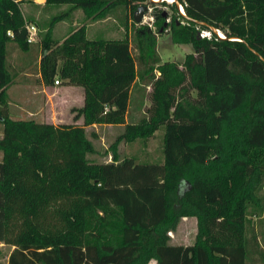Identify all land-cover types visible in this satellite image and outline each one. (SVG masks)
Returning a JSON list of instances; mask_svg holds the SVG:
<instances>
[{
	"label": "trees",
	"instance_id": "1",
	"mask_svg": "<svg viewBox=\"0 0 264 264\" xmlns=\"http://www.w3.org/2000/svg\"><path fill=\"white\" fill-rule=\"evenodd\" d=\"M26 1L0 0L6 264H264V0H161L172 12L153 10L150 26L132 19L150 0H43L45 9L68 6L43 27L22 12ZM76 9L84 21L54 39L55 23ZM115 12L123 36L86 37L87 23ZM165 32L190 44L181 63L160 60L156 36ZM9 48L32 50V62L17 51L21 65L11 66ZM35 60L43 85L82 89L71 108L80 124L9 116L7 88ZM134 83L149 87V104L127 121ZM94 124L121 128L102 153L85 131ZM158 127L160 161L119 155V142H144ZM183 217L195 218L192 243L171 244Z\"/></svg>",
	"mask_w": 264,
	"mask_h": 264
},
{
	"label": "rangeland",
	"instance_id": "2",
	"mask_svg": "<svg viewBox=\"0 0 264 264\" xmlns=\"http://www.w3.org/2000/svg\"><path fill=\"white\" fill-rule=\"evenodd\" d=\"M34 3H37V0H32ZM43 0H39L38 4L35 5L31 2V0H27L23 6H21L23 13H28L32 16L33 21H36L39 26L43 27L44 23L48 19L49 16L54 15L56 13L66 11L68 9L67 5H59L52 6L50 9H45L42 7ZM155 3L151 5L149 3H144L147 6V10L143 12L141 23H147L150 26L152 17L151 13L153 10H162L163 13L169 15L172 10L169 6L161 5L160 1H152ZM169 3V2H167ZM179 11V8H176ZM68 15L63 19L55 23L52 29V37L54 39L60 40L69 29L78 26L84 18L82 16V12L80 9H76L73 11H68ZM130 20V19H129ZM167 21V19H166ZM131 22V20H130ZM90 23V22H89ZM88 25V23H87ZM86 25V37L87 38H118L123 36L124 28L120 19L119 12H115V14L105 18L104 20L93 22L91 26ZM262 22L259 20L258 23V31L261 32L263 28ZM201 33V31L199 32ZM206 35H209L206 32ZM208 37V36H206ZM10 49V48H9ZM156 50L160 57L161 61H173L176 63H181L184 54L191 53L192 48L190 44H176L172 43L169 39L168 34L162 33L156 36ZM18 50L10 49L9 56V64L11 66H17L20 64V56L24 55L28 61L32 62L33 53L32 50H28L27 52H16ZM22 57V56H21ZM21 62H24V59H21ZM37 60L34 61V66L30 68L31 75L27 77L26 85L35 89L39 88L40 80L38 82H34L38 77L35 74L38 72L37 70ZM59 85L57 90H49L51 96H53V101L51 102V111L46 109L45 102L42 100L41 93L36 92L35 94L28 93V89L23 87L20 83L12 84L7 89L8 100H10L13 104L19 105L20 108H17L13 105L8 106L9 116L17 117L19 119L32 118L35 121L46 122V120L50 121H58L57 124H80V118L73 122L72 116L75 111L71 108H77L79 103L78 100V90L75 88H70L68 86H60L62 85L59 81ZM148 91L149 87H138L137 84H133L131 94H130V103L128 107L127 113V121H134L142 114V110L149 104L148 99ZM61 92V93H59ZM137 92L142 97V101L140 102V106L136 105V97ZM54 94H61L58 99ZM28 98L30 100L28 101ZM144 103V104H143ZM80 107V106H79ZM23 108V109H22ZM30 110L32 111V115L28 116L24 111ZM53 124V123H52ZM56 125V124H54ZM119 128L115 127H101L96 124L92 126L85 127V131L87 136L92 140L94 147L102 153L104 150L108 148V145L113 141L116 134L120 131ZM94 131L95 136L91 137L90 132ZM163 128L158 127L151 137H149L146 141H141L140 139H136L132 142H119L117 146V150L120 156H134L135 162L144 163V162H158L161 160V140H162ZM94 160H108V157H103L101 154L92 156ZM253 218V217H252ZM195 233V218L194 217H183L179 223L175 231L170 233V243L171 244H182L188 245L192 243L193 236ZM10 245H6L0 243V264H6V259L8 253L11 250ZM148 264H155L153 260H150Z\"/></svg>",
	"mask_w": 264,
	"mask_h": 264
},
{
	"label": "crops",
	"instance_id": "3",
	"mask_svg": "<svg viewBox=\"0 0 264 264\" xmlns=\"http://www.w3.org/2000/svg\"><path fill=\"white\" fill-rule=\"evenodd\" d=\"M24 5V3L22 4V6ZM28 14H29V12H28ZM102 20H104V19H102ZM102 20H97V21H94V22H98V21H101L102 22ZM93 22H90V23H88V25L87 26H91V24H92ZM130 23V20L128 19V24ZM15 50V49H14ZM17 52V51H16ZM19 65H21V64H19ZM31 75V73H30V68L27 66H25L24 68H21V70H19V72H18V75L15 77V80H14V84H17V83H20L23 87H25L26 89H28V93H30V94H35L36 92H40L41 93V97H42V100L45 102V105H46V109H47V111H48V109L50 110L51 109V102L53 101V96H51L50 95V93L48 92L50 89L51 90H57V88H58V86L59 85H43L41 82H40V86H39V88L37 89V91L35 90V89H33V88H31V87H29V86H27L25 83H26V80H27V77L28 76H30ZM35 76L36 77H38V79H35V81L34 82H38L40 79H39V74H38V72L35 74ZM12 83V84H13ZM11 84V85H12ZM60 86H68V87H70V88H75V89H77L78 90V100H79V103H78V105H77V107H79V106H81L82 105V100H83V94H82V89L80 88V87H78V86H72V85H60ZM8 89V88H7ZM131 90H132V88H131ZM59 93H61V92H59ZM8 95V94H7ZM54 95H56L55 97H57L58 99L60 98V96H61V94L59 95V94H54ZM30 100V98H28V101ZM142 101V97H141V95H139L138 94V92H137V97H136V105H137V107H139L140 106V102ZM130 103V102H129ZM144 104V103H143ZM9 105H13V106H15V107H17V108H20L19 107V105H17L16 103L15 104H13L10 100H8V106ZM128 107H129V105H128ZM23 109V108H22ZM51 111V110H50ZM24 113H26V115H28V116H31L33 113H32V111H30V110H26V111H24ZM128 113V112H127ZM10 117H12V118H14V119H19V118H17V117H14V116H12V114L10 115ZM126 120H127V116H126ZM42 122V121H41ZM46 122L47 123H53V124H57L56 122H58V121H50V120H46ZM98 126H101V127H115V128H119L120 126H118V125H110V124H102V125H98Z\"/></svg>",
	"mask_w": 264,
	"mask_h": 264
},
{
	"label": "water",
	"instance_id": "4",
	"mask_svg": "<svg viewBox=\"0 0 264 264\" xmlns=\"http://www.w3.org/2000/svg\"><path fill=\"white\" fill-rule=\"evenodd\" d=\"M150 1H153V0H150ZM161 1V0H159ZM176 7L179 8V4L176 3ZM147 10V6L145 4H139L137 5V7L133 10L132 12V19L133 21L137 24V23H141L142 21V15H143V12H145ZM181 14H184L183 12ZM213 32L217 35H218V31L216 29H213ZM221 37V36H219ZM252 52H254L256 54V52L251 49Z\"/></svg>",
	"mask_w": 264,
	"mask_h": 264
},
{
	"label": "built area",
	"instance_id": "5",
	"mask_svg": "<svg viewBox=\"0 0 264 264\" xmlns=\"http://www.w3.org/2000/svg\"><path fill=\"white\" fill-rule=\"evenodd\" d=\"M35 1V0H34ZM37 3L39 2V0L36 1ZM182 13V12H181ZM25 28H26V31H27V41L28 42H33L36 40V28L34 25L32 24H27L25 25ZM206 32L207 31H201V33H199V36L202 37V36H209V35H206ZM208 33V32H207ZM209 34V33H208ZM54 84H58V81L57 80H54L53 82Z\"/></svg>",
	"mask_w": 264,
	"mask_h": 264
},
{
	"label": "bare ground",
	"instance_id": "6",
	"mask_svg": "<svg viewBox=\"0 0 264 264\" xmlns=\"http://www.w3.org/2000/svg\"><path fill=\"white\" fill-rule=\"evenodd\" d=\"M153 1H157V0H153ZM164 1L171 2L172 0H164ZM179 11L183 12V9H182V7L180 5H179ZM218 35L222 37L221 32H218Z\"/></svg>",
	"mask_w": 264,
	"mask_h": 264
}]
</instances>
